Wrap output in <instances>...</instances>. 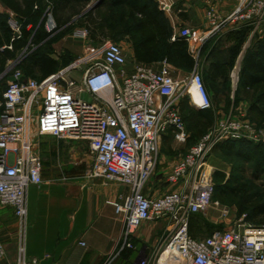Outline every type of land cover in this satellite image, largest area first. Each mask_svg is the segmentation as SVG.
I'll use <instances>...</instances> for the list:
<instances>
[{
	"label": "built area",
	"instance_id": "1",
	"mask_svg": "<svg viewBox=\"0 0 264 264\" xmlns=\"http://www.w3.org/2000/svg\"><path fill=\"white\" fill-rule=\"evenodd\" d=\"M153 1L167 13L183 0ZM205 18L211 29L247 26L253 35L264 29V0H243L225 14L208 4ZM9 28L11 42L20 38L19 22L10 20ZM75 35L85 36L86 31L76 30ZM179 37L189 42L193 33L188 27L172 32L171 40ZM11 47L12 43L3 48ZM188 50L197 66L198 49L188 46ZM13 64L9 60L0 72V206L12 208L17 224L16 258L11 264L37 263L36 258L27 256L26 233L28 189L43 182L35 139L40 134L87 141L92 152L89 176L129 188L125 202L115 203L116 211L122 213V229L101 264H113L124 250H134L139 227L160 220L166 237L136 264H264V224L236 222L203 237L189 232L191 218L211 204L214 181L206 162L215 146L227 140L264 144V126H255L247 114L230 113L218 119L187 148L167 177L173 190L156 195L144 192L158 164L162 135L171 129L177 140H186L176 98L188 94L197 108H211L196 69L189 75V86L180 91V81L170 73L166 59L138 63L127 72L124 51L111 39L41 80L24 77ZM73 69L81 70L80 84L65 78ZM238 77L235 66L230 73L233 87ZM191 86L198 103L189 92ZM84 93L89 99L80 96ZM4 254L0 242V256Z\"/></svg>",
	"mask_w": 264,
	"mask_h": 264
},
{
	"label": "crops",
	"instance_id": "2",
	"mask_svg": "<svg viewBox=\"0 0 264 264\" xmlns=\"http://www.w3.org/2000/svg\"><path fill=\"white\" fill-rule=\"evenodd\" d=\"M199 1L203 5L213 4L220 13L225 14L238 7L243 0ZM196 8L194 1L183 0L171 12H163L172 32L184 27L192 31L193 39L186 41L187 46L196 48L199 52L208 46L198 60V65L193 64L188 75L195 69L201 74L211 99V107L222 111L220 118L226 117L223 111L234 115L245 113L248 116L252 108L250 96L254 89L260 93L264 84L253 89L243 88L240 86V73L246 54L252 52L255 56L259 55L256 53L258 49L264 51V42L257 44L255 38L259 32L251 35L250 29H245V26L237 29H211L205 13L201 18L202 24L198 27L189 15L188 18L186 16ZM247 36L251 37V42L246 47ZM212 48L215 50L210 53ZM233 48L236 53L230 56L228 52ZM246 48L247 51L243 53ZM124 54L125 69L132 72L140 62L134 58L131 43ZM239 55L242 57L240 60ZM259 58L264 62V55ZM212 62H219V68L214 70L210 67ZM235 66L238 67L239 77L233 87L230 73ZM182 100L195 106L188 94L176 98L178 106ZM172 134L173 130L170 129L161 137L156 176L149 179L144 189L147 195L161 194L175 188L167 181V177L183 152L175 147L177 140ZM42 143V154L38 143L37 145L42 161L43 182L31 185L28 189L27 256L29 259L36 258V264H101L122 229V213L116 211L115 203L125 202L129 188L115 181L89 176L92 152L87 141L46 134ZM165 145L172 148V152L166 150ZM158 174L163 175V178H158ZM7 210L13 213L11 207ZM134 253L131 249L124 250L113 264H134Z\"/></svg>",
	"mask_w": 264,
	"mask_h": 264
},
{
	"label": "rangeland",
	"instance_id": "3",
	"mask_svg": "<svg viewBox=\"0 0 264 264\" xmlns=\"http://www.w3.org/2000/svg\"><path fill=\"white\" fill-rule=\"evenodd\" d=\"M108 1L93 0L82 12L76 4H71L62 11L65 17L64 23L58 24L52 14V6L46 0H0V54L5 56L7 54L4 51L6 49L10 51L14 63L12 68L31 61L37 53L50 54L58 60L60 69H62L88 54L92 48L100 46L106 39L117 42L125 53L130 38L121 27L123 21L113 27L109 21H103L101 28L92 30L86 25L83 17L88 11L92 14L99 12L111 17V14L117 13L118 9L110 8ZM192 1L197 8L186 16L188 18L189 15V18L191 17L194 24L199 27L202 24L201 18L205 13L206 5L199 0ZM99 2L101 6L94 8ZM75 13H78L76 18H71ZM121 13L120 17H123L124 13L122 11ZM12 19L19 22L21 29L23 27L30 34L22 46L20 43H13L10 49L3 48L12 43L11 38L9 42L6 41V38H9L6 29ZM79 28L86 30L85 36L75 35L76 29ZM256 37L257 43L259 40L264 42V29L260 30ZM246 39L247 45L245 46L247 47L251 42V37L247 36ZM245 51L247 48L243 53ZM187 52L190 53L187 49L184 54ZM203 53L198 52V60L202 58ZM168 56H170L168 60L170 73L180 81L179 90L181 91L189 86V70L186 60L183 54L170 53ZM240 56L239 60L242 58ZM65 78H73L76 83L80 84L81 70H69ZM7 79L8 74L3 79L4 84ZM80 96L89 99L86 93ZM179 110L186 127L187 137L185 141H179L174 132L172 137L177 140L175 147L184 153L215 121L220 119L222 111L211 107L200 112L201 110L196 106L186 105L183 102L179 103ZM223 112L226 116L229 113V111ZM44 135L46 134L35 136L40 154L44 149L42 143ZM218 145L209 155L206 164L212 170V178L215 182L210 207L204 212L195 214L192 220V234L196 237L207 236L215 228L228 227L236 222L264 224V214L259 215L261 207L264 206V146L259 143L243 142L231 148ZM164 148L172 152V148L168 145ZM155 173L156 171L151 177L156 176ZM158 178H163V175L158 174ZM7 208L0 206V242L5 249V254L0 256V264H11L16 258L17 224L14 214L10 210L6 211ZM163 224L162 220L148 221L139 227L136 232L134 264L162 243L166 237Z\"/></svg>",
	"mask_w": 264,
	"mask_h": 264
},
{
	"label": "trees",
	"instance_id": "4",
	"mask_svg": "<svg viewBox=\"0 0 264 264\" xmlns=\"http://www.w3.org/2000/svg\"><path fill=\"white\" fill-rule=\"evenodd\" d=\"M52 6V14L58 24H63L65 17L62 14L64 8L71 4H76L81 12L85 7L91 3L93 0H46ZM110 8H117V13L111 14V17L102 15L97 12L92 14L91 11L84 13L83 17L85 18L86 25L92 30L101 28L103 21H109L113 26L121 24V27L124 29V33L129 34V41L132 45L134 58L143 64H151L163 59H166L167 62L170 60V53L174 54H183L184 59L188 70L195 64V61L190 53L184 54V51L188 49L187 42L185 38L179 37L175 40H171L172 29L169 24V21L164 16L163 12L158 9L157 3L153 0H109L108 1ZM101 6L99 2L94 8ZM93 8V9H94ZM124 13L123 17H120ZM78 13L72 15L71 18H76ZM117 14V15H115ZM94 27V28H93ZM96 27V28H95ZM245 29H250L245 26ZM6 33L9 38H6V41L9 42L11 38V31L9 26L6 29ZM23 27L21 29V36L18 39H15L13 43H20L22 46L25 42L26 37L29 35ZM38 38V37H37ZM262 44V41L258 43ZM257 43V44H258ZM260 44V45H261ZM20 46V47H21ZM208 46L206 45L202 52L207 50ZM260 48V46H259ZM264 48V46H262ZM214 48L211 49L210 53L214 52ZM255 56V53L249 52L246 54L242 70L240 73V86L243 88L253 89L254 87L264 84V62L260 59V55H264L263 49H258ZM168 51V52H167ZM7 55L3 56L0 54V72L5 70L7 62L12 60L13 55L8 49L4 51ZM219 53L218 51H216ZM230 56H234L236 50L230 49L228 52ZM210 67L214 70L219 68V62H212ZM23 72L24 77L34 78L37 80L44 79L45 77L57 72L60 69V64L58 60L50 54L37 53L35 54L31 61L23 63L22 66H18ZM211 68V69H212ZM225 78V77H224ZM204 82V80H203ZM2 86H5L3 80L1 82ZM205 86V83H204ZM206 88V86H205ZM262 91L259 93L257 91L252 92L250 98L252 100L251 109L249 110L248 118L257 126H264V87L261 88ZM183 104H187V101H182ZM210 109V108H209ZM208 110V109H200ZM183 118V117H182ZM197 141V140H196ZM195 141V142H196ZM194 142V143H195ZM243 142V143H254L245 140H227L219 145H225V147H234V145ZM193 143V144H194ZM264 146L263 143H259ZM192 145V144H191ZM190 145V146H191ZM218 145V146H219ZM214 181V179H213ZM215 186V182H214ZM264 214V206L261 207L259 215ZM194 217V216H193ZM190 220L189 232L192 236V220ZM196 237V236H194ZM136 241V240H135Z\"/></svg>",
	"mask_w": 264,
	"mask_h": 264
},
{
	"label": "bare ground",
	"instance_id": "5",
	"mask_svg": "<svg viewBox=\"0 0 264 264\" xmlns=\"http://www.w3.org/2000/svg\"><path fill=\"white\" fill-rule=\"evenodd\" d=\"M189 92H190L192 98L194 99L195 103H198L199 102V97H198V95H197V93H196V91H195L193 86L190 87V91Z\"/></svg>",
	"mask_w": 264,
	"mask_h": 264
},
{
	"label": "clouds",
	"instance_id": "6",
	"mask_svg": "<svg viewBox=\"0 0 264 264\" xmlns=\"http://www.w3.org/2000/svg\"><path fill=\"white\" fill-rule=\"evenodd\" d=\"M180 139H183V137H180Z\"/></svg>",
	"mask_w": 264,
	"mask_h": 264
}]
</instances>
